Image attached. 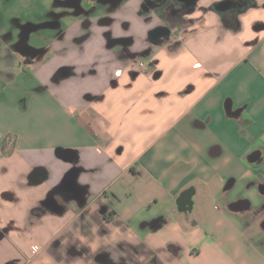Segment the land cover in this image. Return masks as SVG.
I'll return each instance as SVG.
<instances>
[{
	"label": "crops",
	"instance_id": "0c3cea01",
	"mask_svg": "<svg viewBox=\"0 0 264 264\" xmlns=\"http://www.w3.org/2000/svg\"><path fill=\"white\" fill-rule=\"evenodd\" d=\"M169 1L0 0V264H264V0Z\"/></svg>",
	"mask_w": 264,
	"mask_h": 264
},
{
	"label": "flooded vegetation",
	"instance_id": "af4514ba",
	"mask_svg": "<svg viewBox=\"0 0 264 264\" xmlns=\"http://www.w3.org/2000/svg\"><path fill=\"white\" fill-rule=\"evenodd\" d=\"M167 0H145L144 7L148 10V12L157 18H162L167 16L171 10H178L180 11L181 8L188 11L192 9V3L190 5H183L182 7H178L176 4L169 1V3H165ZM239 2L233 1L232 8L236 10L239 8ZM172 32V23H166L162 20L160 24L155 26V29L151 32L148 37V42L151 45H159L161 44L163 37L171 34ZM160 36H163L160 38ZM148 50V49H147Z\"/></svg>",
	"mask_w": 264,
	"mask_h": 264
},
{
	"label": "built area",
	"instance_id": "2783aa9c",
	"mask_svg": "<svg viewBox=\"0 0 264 264\" xmlns=\"http://www.w3.org/2000/svg\"><path fill=\"white\" fill-rule=\"evenodd\" d=\"M149 66L150 65L144 61H137V62H135V64H133V67L135 68L134 70L143 71V72L147 71ZM121 74H122V70H118L116 72L117 76H120Z\"/></svg>",
	"mask_w": 264,
	"mask_h": 264
},
{
	"label": "rangeland",
	"instance_id": "374dc122",
	"mask_svg": "<svg viewBox=\"0 0 264 264\" xmlns=\"http://www.w3.org/2000/svg\"><path fill=\"white\" fill-rule=\"evenodd\" d=\"M232 190L237 191L238 193H239L240 191H242V190H240V188H239V184H237L235 188H233V189H231L230 191H228V194L232 193ZM243 192H244V191H243ZM216 204L220 205V204L217 203V202H216Z\"/></svg>",
	"mask_w": 264,
	"mask_h": 264
},
{
	"label": "water",
	"instance_id": "95a60500",
	"mask_svg": "<svg viewBox=\"0 0 264 264\" xmlns=\"http://www.w3.org/2000/svg\"><path fill=\"white\" fill-rule=\"evenodd\" d=\"M183 200H185V199H187L188 201H189V199H190V197L189 196H187V197H185V195L183 196L182 195V197H181ZM186 202H184V204H185ZM189 205H191L190 203H189Z\"/></svg>",
	"mask_w": 264,
	"mask_h": 264
}]
</instances>
